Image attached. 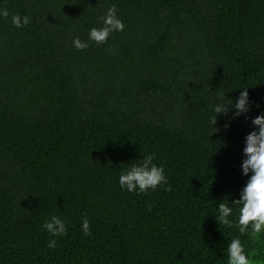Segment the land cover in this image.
<instances>
[{"label":"trees","instance_id":"obj_1","mask_svg":"<svg viewBox=\"0 0 264 264\" xmlns=\"http://www.w3.org/2000/svg\"><path fill=\"white\" fill-rule=\"evenodd\" d=\"M112 4L124 31L74 48ZM0 6V264H227L238 230L215 217L239 199L244 137L264 114V0ZM15 14L31 23L14 27ZM243 87L247 119L225 129L218 116L214 132V98L235 101ZM150 153L170 190H122L121 170ZM53 215L67 235L42 231ZM240 238L264 264V237Z\"/></svg>","mask_w":264,"mask_h":264},{"label":"clouds","instance_id":"obj_2","mask_svg":"<svg viewBox=\"0 0 264 264\" xmlns=\"http://www.w3.org/2000/svg\"><path fill=\"white\" fill-rule=\"evenodd\" d=\"M8 16V9L0 6V18ZM98 20L102 26L89 29L86 40L82 41L79 37L74 38L72 41L74 48L85 50L89 47L90 42L98 45L106 44L112 33L123 32L125 29V24L119 17L115 4L108 7L98 17ZM11 23L16 28L27 27L31 23V17L15 14L11 18ZM111 50V46H109V51ZM242 89L244 90L240 91L235 101L228 99L225 94H219L214 98L212 103L214 116L209 121L210 126L215 129L214 132L218 131L216 127L218 116L226 118L225 129L231 126L232 121L241 116L247 119L253 102L250 100L247 87ZM251 126L252 130L244 137L243 159L240 164L242 175L247 177L246 183L239 192V199H234L231 204L228 201L219 203L217 207L219 215L218 218L215 217L219 224L229 229L238 230V235L227 243V264H257L240 237L246 235L248 240L256 243H260L261 237H264V114L252 118ZM155 159V154L150 153L122 169L118 179L120 188L139 195L168 185L165 169L154 163ZM165 190H170V185ZM233 206L238 209L236 214H234ZM81 230L84 236L91 235L87 216L82 218ZM42 231H46L51 237L59 238L67 235L68 225L64 219L53 215L43 223ZM56 245V239H49L48 248L54 249Z\"/></svg>","mask_w":264,"mask_h":264}]
</instances>
